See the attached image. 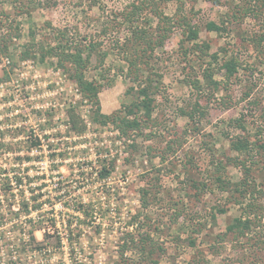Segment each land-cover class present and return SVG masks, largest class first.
<instances>
[{
    "label": "rangeland",
    "instance_id": "374dc122",
    "mask_svg": "<svg viewBox=\"0 0 264 264\" xmlns=\"http://www.w3.org/2000/svg\"><path fill=\"white\" fill-rule=\"evenodd\" d=\"M137 1L0 0V33L11 38L0 52V264H264V153L252 166L255 191L241 200L263 205L252 229L260 245L232 234L220 240L241 205L213 180L217 161L232 183L244 177L227 160L237 157L231 138L264 141V0H179L197 39L188 41L175 28L149 58L152 72L141 81H154L157 73L160 92L153 97L152 122L127 142L113 125L91 123L94 107L56 56L23 57L31 35L47 49L102 45L103 65L97 67L93 53L85 77L101 86L103 114L123 109L136 100L140 81L128 75L117 43L130 36L133 24L122 13ZM156 1L173 17L177 2ZM242 9L251 12L243 16ZM141 14L140 23L154 30L150 8ZM208 22L222 30L208 31ZM196 45L209 48L204 54ZM231 57L241 64L234 78L218 90L207 87L203 70L214 69L223 83L219 68ZM196 80L199 93L191 88ZM196 98L203 113L191 121L183 112ZM68 111L84 121L83 133L70 131ZM235 119L243 129L230 124ZM142 189L148 191L145 208ZM142 236L155 246L151 256L121 248L124 240Z\"/></svg>",
    "mask_w": 264,
    "mask_h": 264
},
{
    "label": "trees",
    "instance_id": "16d2710c",
    "mask_svg": "<svg viewBox=\"0 0 264 264\" xmlns=\"http://www.w3.org/2000/svg\"><path fill=\"white\" fill-rule=\"evenodd\" d=\"M22 1V0H17ZM96 1V0H93ZM175 1L178 4L173 17L166 16L162 10L159 8L161 3H157L156 0H140L136 3H132L123 11L122 15L124 20L130 24V36L120 45V50L127 56V73L132 76L134 82H139L137 85V98L127 107H122L114 111L110 115H105L101 112L99 94L101 86L94 80H87L85 77L86 72L91 67V57L95 53L98 57L97 67L100 68L107 56V52L104 51L102 45L97 43H88L87 45L81 44L80 46L70 43V46H66L61 49L62 46L57 45L56 47H51L47 49L45 46L41 45L40 42H36V37L34 35L30 36V43L24 51L23 57L35 58L39 56V59L43 61L48 57L56 56L57 66L63 71L67 72L71 80L74 81L78 87L80 93L86 99V101L94 107L93 114L91 115V123L105 127L109 124L114 126V129L119 134V138L123 139L124 142L132 140L134 134L141 133L148 126V123L152 122V114L154 111V99L153 97L158 94L159 85L162 81L161 77L157 73H152L156 77L154 81H150L146 77L145 82H142V77L146 70H152L149 65V58L154 54L155 50L162 48L166 41L169 39L172 31L175 28L181 30L183 36L188 41H194L197 39L198 32L196 27L191 23L190 19L183 11L182 3L179 0H162V2H172ZM214 4H219V0H211ZM161 2V1H160ZM150 8V12L154 18L157 20V24L154 30L148 29L145 24L146 22L140 23L141 13L145 11L146 8ZM242 15H247L251 12V9H242ZM240 10L237 11L239 13ZM234 13V14H237ZM234 16V15H233ZM235 18V17H233ZM205 28L211 32H220L221 27L216 25L214 22H208ZM14 35L18 38V29L14 28ZM10 36L7 32L0 33V52L5 53L7 48V43L9 42ZM261 38V37H260ZM263 38H261L262 40ZM260 41V39H259ZM183 41H181L182 43ZM201 53L203 48L208 50V46H194ZM209 56L211 60H217L216 54L206 55ZM241 66L239 59L236 57H231L227 60H223L219 70H224V81H216L214 79V69L206 67L202 72V77L207 85V87L218 90L220 85L227 84L234 78L237 74L239 67ZM144 67L146 69H144ZM152 72V71H151ZM142 80V81H141ZM191 88H195V92H200L202 89L200 81L196 80L191 83ZM133 90V88H132ZM203 113V109L198 103V99H195V103L191 106L189 112H183L187 118L194 121L200 114ZM69 129L75 134H81L86 129V124L84 121L74 112L68 111L67 113ZM200 121V119H198ZM230 124L237 125L240 129L242 127V121L235 119L230 121ZM39 142V141H37ZM168 148V147H167ZM229 148L232 152L237 154V157H229L227 160L229 164L239 165L242 169L244 177L236 183H232L229 179L227 180L224 175L226 173V165L221 161L214 163L213 180L218 189L224 193H231L236 198L235 202L241 205V214L239 217L233 219V223L226 227V231L220 240H224V237L228 234H232L234 238H246V241H253L251 243L252 247H256L261 244L258 239L255 240V234H252V229H255V220L259 218L257 211L262 210L263 205L258 206L256 203L247 202L245 205L241 203V200H247L249 193L255 191V180L251 175L252 166H258L259 164L255 161L256 156L262 155L264 153V141H250L245 135H236L230 139ZM264 159V155H263ZM264 164V163H263ZM264 166V165H263ZM105 173L102 176H107ZM21 184V181H19ZM261 192V191H260ZM259 196H262L258 192ZM148 196L147 190H141L140 192V202L142 208H145L147 204L146 197ZM232 198V197H231ZM239 198V199H238ZM233 199V198H232ZM38 210V209H36ZM219 213H223V209H218ZM139 214H136V216ZM252 216L254 219H252ZM135 218V216L133 217ZM214 219V217L212 216ZM190 244H194L191 242ZM149 236H142L141 238L130 237L123 241L121 248L123 250H129V248L137 249L144 257L147 258L152 255V251L155 250V246ZM156 251V250H155ZM123 253V252H122ZM151 260V259H150ZM204 261L202 262V264Z\"/></svg>",
    "mask_w": 264,
    "mask_h": 264
}]
</instances>
